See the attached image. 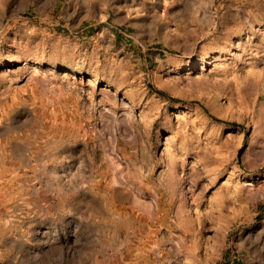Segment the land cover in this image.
<instances>
[{"label":"rangeland","instance_id":"obj_1","mask_svg":"<svg viewBox=\"0 0 264 264\" xmlns=\"http://www.w3.org/2000/svg\"><path fill=\"white\" fill-rule=\"evenodd\" d=\"M0 264H264V0H0Z\"/></svg>","mask_w":264,"mask_h":264}]
</instances>
